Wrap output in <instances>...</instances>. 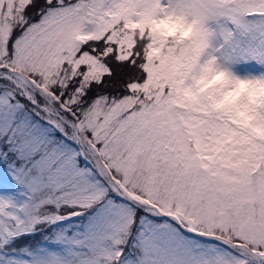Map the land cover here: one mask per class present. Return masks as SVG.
Returning a JSON list of instances; mask_svg holds the SVG:
<instances>
[{
	"label": "snow or ice",
	"instance_id": "1",
	"mask_svg": "<svg viewBox=\"0 0 264 264\" xmlns=\"http://www.w3.org/2000/svg\"><path fill=\"white\" fill-rule=\"evenodd\" d=\"M0 264H264V0H0Z\"/></svg>",
	"mask_w": 264,
	"mask_h": 264
}]
</instances>
